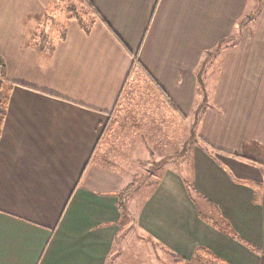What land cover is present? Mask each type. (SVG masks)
Wrapping results in <instances>:
<instances>
[{
    "label": "crops",
    "instance_id": "crops-1",
    "mask_svg": "<svg viewBox=\"0 0 264 264\" xmlns=\"http://www.w3.org/2000/svg\"><path fill=\"white\" fill-rule=\"evenodd\" d=\"M54 1L0 0V264H108L131 223L184 264L198 248L224 264H264V189L249 183L264 181V0H87L88 31L54 16L62 34L46 37ZM220 42L202 95L196 74ZM138 83L167 116L114 144L108 128ZM202 97L189 128L197 141L178 156L174 125L192 123Z\"/></svg>",
    "mask_w": 264,
    "mask_h": 264
},
{
    "label": "rangeland",
    "instance_id": "rangeland-1",
    "mask_svg": "<svg viewBox=\"0 0 264 264\" xmlns=\"http://www.w3.org/2000/svg\"><path fill=\"white\" fill-rule=\"evenodd\" d=\"M53 10L50 12L48 17V23L45 27V35L52 36V37H58L62 34V28L54 29L55 23L58 21L60 24L59 26H62L63 22L69 17L73 16L75 13L81 16V14L85 13V9H80L77 5L72 3L71 0H55L53 4ZM70 9H74L73 11H70ZM74 13V14H73ZM57 21H54L56 19ZM65 19V20H64ZM53 23V25H52ZM62 23V24H61ZM210 90V88L208 87ZM125 96V103L124 107L121 111V114L118 115L117 119L113 121L111 125L108 128V134L112 131H114V136L116 134L117 138L114 140V144H119L120 141L119 137L120 134L124 133L125 131L131 132L132 128L135 123L137 125H140L142 123V127L147 129L148 131L152 132L154 128H156L155 124L156 122H152L153 120H156L157 118H164V116H161L163 114L162 107L158 104V97L155 95L154 92L150 90L149 87L144 83H138L135 88H128L126 91ZM203 98V97H202ZM203 100V99H202ZM202 102V101H201ZM201 105L198 107L196 112L200 110ZM196 112H194L193 121L191 123V120L187 124L177 123L175 126L174 132L177 134L176 136V144L177 149H179L177 154H179L184 144L187 142V140L191 136V129L190 125H193L196 119ZM154 113V114H153ZM167 116V114H163ZM178 115V114H177ZM147 116V117H146ZM178 118L180 115H178ZM177 118V122H178ZM141 123H140V122ZM158 121V120H157ZM147 122V123H146ZM133 124V125H132ZM170 128L173 129V125H170ZM173 132V130H172ZM194 141L196 142L197 139L195 138ZM116 145L112 147L113 150H115ZM181 148V149H180ZM259 160L264 163V158L259 157ZM178 159L172 160L170 164V167L174 169L175 171H180L182 166L178 163ZM181 166V167H180ZM262 173V177L264 179V172L260 170ZM141 172H138V174L135 176V183L134 187L141 185ZM252 185H254V188L256 190L259 189V183L250 181ZM261 183V182H260ZM194 202L197 205V208L200 211V215L204 217L207 221L210 222H216L220 221L218 219L217 214L215 213V209L212 208L210 205L201 206L198 202L194 200ZM213 213V214H212ZM132 223L130 224L129 228H125L120 233V237L118 241L115 244L114 252L112 253V264H169L173 260L172 255L169 254V252L164 251L163 249H158L157 247L153 246L151 242L149 243L147 240L141 239L134 230V227H132ZM117 256V259H115ZM184 264V263H182ZM189 264H217L215 262L208 261L207 259H203V257L200 256H194Z\"/></svg>",
    "mask_w": 264,
    "mask_h": 264
},
{
    "label": "trees",
    "instance_id": "trees-1",
    "mask_svg": "<svg viewBox=\"0 0 264 264\" xmlns=\"http://www.w3.org/2000/svg\"><path fill=\"white\" fill-rule=\"evenodd\" d=\"M72 3H74L75 5H77L80 9H85V13L78 15L77 13H75L73 10L74 9H70V11H73L74 15L73 16H69L67 19H72L77 21L79 24H82L84 30L88 31L92 25V22L90 21V17L93 16V14H96V12L93 10L91 4L88 3L87 0H71ZM248 17L242 19L238 24H237V31L241 30L248 22L246 21ZM37 44V42H36ZM224 44V42H220L218 44V46L216 47V49L212 52H210L209 54H207L205 56L204 61L202 62L201 67L199 68L196 77H197V85H198V90L202 93V95L204 94V87H203V82H202V75H203V71H204V65L205 63L212 59L222 48V45ZM1 69H0V84L3 83V65L0 64ZM205 106V99L203 98L200 110H202V108ZM199 110L196 112V115L198 114ZM5 115V109H4V96L0 91V130H1V125H2V120L4 118ZM195 127V122L193 124L192 130H194ZM191 130V136L190 138L187 140V142L184 144V147L182 149V151L180 152V154H178V156H182L184 155L188 148L195 142V136L193 131ZM259 186H261L264 189V181L258 184ZM133 186L128 187L125 191H123L118 198V209L124 213L126 211L125 209V199L127 196H129L131 194V190H132ZM187 187V185H186ZM217 218L220 219V221H216V222H211L213 223V225L217 228L220 229L224 232H227V234H230V236H232L233 238H236V236H234V234L230 231V227L228 226V224L222 220V218L219 216V214H217ZM202 217V216H201ZM202 219H204V217H202ZM206 220V219H205ZM242 244L248 246L249 248L254 249L250 244H248L247 242H245L242 239H238ZM195 256H200L203 257V259H207L208 261L211 262H215L217 264H224L220 261H218L216 258H214V256H212L207 250L203 249V248H198L195 251ZM174 259V263L173 264H180V263H184L183 260H180L179 258L176 257H172ZM111 260H112V256H110L109 260H108V264H111ZM187 264V263H185Z\"/></svg>",
    "mask_w": 264,
    "mask_h": 264
}]
</instances>
